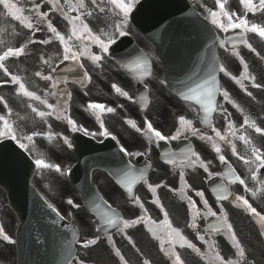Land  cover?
Wrapping results in <instances>:
<instances>
[{"label": "snow or ice", "instance_id": "1", "mask_svg": "<svg viewBox=\"0 0 264 264\" xmlns=\"http://www.w3.org/2000/svg\"><path fill=\"white\" fill-rule=\"evenodd\" d=\"M30 7L21 6L19 0H0V21H15L18 22L23 29L28 30L31 33L24 42L18 44V46H6L2 51H0V71H2L7 80L0 81V84H12L16 86L15 93L18 96L27 98L29 103L27 107L32 113H35L44 123H47L48 117H55L57 120H63L66 122L67 126L71 128L72 132L82 131L85 135L96 138L97 136H111L113 140L120 144L116 135H113L105 126V122L101 119V115L105 112L114 113L115 109L112 107H106L104 104L89 102L86 111H91L95 115L96 122L99 124V130L95 132H90L83 125H78L77 122L69 114L70 105L69 101L72 99V92L65 91L61 93L59 89L61 86H67L70 83L69 77L67 75H58L59 65L64 64L66 61L71 62V66L67 67L64 71L66 73H75L79 69V73L76 78L71 81L72 84H79L82 88L86 87L88 83L91 82L92 76L90 75L88 67L84 61L90 62L96 67H102V62L105 59L107 53H109L111 46L117 43L119 37H124L128 35L127 25L129 22L130 14L133 9L136 8L139 0H27ZM239 4L243 6V14H238L235 11H228L225 5L228 0H215V8L207 7L206 5H201L206 12L204 19L209 21L210 24L218 29L220 32H229L231 29H241V43L246 45L251 51L256 50L253 46L248 43V40L244 38L243 33L253 32L259 35V37L264 38V27L257 25L256 23H250L247 19L248 13L261 12L264 13V0H257L256 3L253 0H238ZM47 7V11L42 10ZM58 14L64 21L67 22L68 31L67 34L58 30L57 26L54 25L53 21L50 19V14ZM99 17L103 16L105 21V27L100 28L98 31H94L88 23L85 22L86 17ZM43 25L44 27H40ZM8 28L11 29L12 35L19 36L20 33L16 29L15 24L8 25L5 28H0V32H7ZM46 28L47 32L50 33L47 38L35 40L32 37L35 36L37 32H41ZM58 41L62 48L58 56V63L53 62L52 57L45 58L40 57L42 65L47 66L48 72L45 74L43 71H36L34 75L39 77L41 80L47 82V89L43 90V95L37 94L36 91L29 90L26 85L24 78L20 75L12 73L6 66V61L10 58H20L21 56L27 55L26 49L29 45L43 44L49 45L53 41ZM213 45L218 44L220 48L227 51L226 45L232 44V55L240 57L239 52L236 51L235 44L232 43L231 38L224 39L218 36L212 38ZM5 41L0 39V45H4ZM98 49V51H94ZM132 58L126 63L122 64L121 67L130 69L135 75L140 78L150 77L152 75V64L149 56L143 52L133 56V53H128ZM259 55V53H257ZM264 59V57H262ZM241 64L243 65V71L240 72L239 76L233 75L229 72L222 63H218L215 54L213 53L212 59L209 61H202L203 68L201 71L204 73L201 76L199 73H194L188 78L187 82H182L186 91H179L178 95L185 101H195L202 109L203 116L202 122L207 124L211 128L215 136L204 135L200 132L198 128L193 127V122L187 119L184 115H179L177 118L178 126L175 131L171 134L165 135L162 131L157 130L150 120L145 118L144 126L140 127L132 119H127L125 123L134 129L137 133L142 134L148 141V145L153 143H159L160 141H176L181 137L187 138V134L198 136L201 140L208 141L212 144L215 153L218 156L220 163L228 165V170L221 173L209 172V164L201 158L200 154L191 148L182 149L183 160L180 162L181 167L190 168H202L204 172L208 173L209 179L214 175H218L222 178V183L216 185L213 188V192L216 193V200L227 201L231 197L235 206L243 207V210L247 212L251 217H253L259 225L260 235L264 236V211H258L257 207H254L249 199L245 198L243 195H236L229 191L228 185L238 183L243 186V190L250 193L252 197H256L258 193H264V179L260 178V170L264 169V149L257 147L252 139L243 131L245 126L254 129L258 134L264 135V127L258 126L255 120L250 119L249 116L244 115L243 124L240 129H237L232 120L228 117L230 114L227 109L220 105L216 101L217 94L223 96V99L228 103L232 104L233 107L237 108L242 114L243 109L231 98L229 92L220 87V82L217 77V72L223 73L224 76L230 77L231 80L239 84L241 88L247 93L248 96H252V93L247 90L244 86L243 81H251L252 87L261 89L264 88V84L256 82V77L251 75L249 72L248 64L244 62L243 58L240 57ZM163 83V81H161ZM112 88L116 93L131 99L128 92L124 91L117 84H112ZM63 95L64 102H60V96ZM87 95V93H85ZM56 99V103H49V98ZM144 99V97H141ZM36 102V103H33ZM44 106L45 110H41L37 105ZM0 104L6 110L4 114H0V141H15L20 149L29 152L33 156V161L37 169L44 170H54L55 173L62 176L64 174V169L57 163L48 162L45 158V154L37 150L36 137H44L47 139L49 144H51L58 136L63 140V143L68 147L72 148V143L67 136L61 133L53 132L52 125H48V130L46 132L40 131H27L24 127L20 126L16 119H13V109L9 106L7 100L4 96H0ZM219 111L224 114V119L227 120V131L230 137H227L221 133L217 128L212 126L210 123V114ZM19 120H24L25 117L20 116L19 113L15 114ZM240 133L239 135L237 133ZM217 139L219 141H225L231 146V151L234 156H237L239 160L243 161L245 165L248 166V171L250 173V179L256 182L258 187L250 188L245 179L241 178L235 168L228 164L225 155L221 154V148L217 146ZM235 139L242 141L245 145L248 155H240L237 152L236 144L233 142ZM120 152L128 157H135L144 155L141 151H130L123 144H120ZM150 147L146 148L145 151H150ZM166 157L165 162L167 164L175 165L176 153L175 152H165L163 154ZM70 171V169H68ZM139 177L134 175L133 165L131 160L124 166L121 170L120 175L117 178V183L123 186L128 195L132 198L133 202L138 204L140 209V214L134 219H125L120 215L115 208H113L107 200L96 194V202H94V207L99 213V222L108 227L115 228L122 234L126 235V229L134 227L138 224H143L147 232L151 234V237L158 241L159 250L164 253L171 264H185L181 255L177 251L180 249H190L192 252L198 254L200 259L205 262V264H245L246 252L241 243L237 238L235 231L233 230V225L229 222L227 213L224 211L223 204L219 209L221 215L218 216L216 211H213L212 207L209 205L207 199L204 198L205 193L202 191H197L196 196L200 197V202L203 203L204 211L197 208V201H194L191 196L187 194L184 188L179 190L173 189V191H179L181 199H186L188 202L189 209H195V213L192 217L191 223L188 227L191 229H197V219H207L210 217H215L216 222L206 228L205 235L200 234L196 231L195 237L197 240L202 242L203 245L207 246L205 252H201V248L197 244L193 243L182 231L174 227L172 222L168 218V213L164 211L163 206L160 205L159 197L156 196L157 189L161 187L159 183L153 185L152 183L147 184L148 190L156 196L153 200V204L160 207L163 212V219L157 224L156 220H153L147 215V209L144 204L140 202V198L133 194V185ZM179 180L184 181V175L181 173L179 175ZM185 187H191L185 183ZM67 204L75 208H79L78 204H74L72 199L67 200ZM47 207L51 209L56 216L63 220L65 217L60 214L58 209L51 203L47 204ZM56 221H53L55 223ZM72 240L69 241V245L72 243H82V247L85 249L95 246L100 241V235L97 234L93 238L85 239L83 242L79 240V232L73 228ZM96 232L99 233L100 229L97 228ZM227 233L231 240V247L235 249L234 258H225L224 255L217 249L216 243L212 240V237ZM104 235L108 241H112V247L114 249V254L119 258L121 264H127L124 256L121 254L119 248L115 247V242L113 237L108 234L105 230ZM209 238L206 239L205 236ZM129 242L131 237H127ZM0 239L7 241L8 243H15L11 236L6 234L3 226H0ZM139 251V249H137ZM75 257L69 251L67 264H73ZM77 264H84V261L79 260ZM144 264H150V262L145 259Z\"/></svg>", "mask_w": 264, "mask_h": 264}, {"label": "flooded vegetation", "instance_id": "2", "mask_svg": "<svg viewBox=\"0 0 264 264\" xmlns=\"http://www.w3.org/2000/svg\"><path fill=\"white\" fill-rule=\"evenodd\" d=\"M261 75L264 77V69L261 68L260 70ZM261 84H264L262 82ZM260 92V95L256 96L260 101L264 99V88L258 89ZM261 111L258 113H253L256 115L255 118L261 117ZM260 127H264L262 123L258 122ZM207 135V134H204ZM180 139H188V140H201L198 136L191 135L190 133L187 134V138L181 137ZM173 141L172 147L175 148L177 146L178 141ZM218 140V139H217ZM205 141V140H202ZM219 141V140H218ZM208 142V141H207ZM225 143V141H219ZM141 143V139L137 134L133 136L132 141L128 144L129 147L136 146ZM209 143V142H208ZM197 153L200 154L201 158L207 163L208 159L210 157V150L201 143H198ZM151 150L146 151L147 157L151 159L152 162V169L149 175V178L147 180V183H152L153 185L159 183L161 185L160 188L157 189L156 196L159 198L162 197V195L166 197H171L172 195L180 196L179 191H173V189H181L184 188V190L187 192V194L190 196V194H196L197 191H202L205 193V182L209 179L208 173L204 172L202 168H190V167H181V164H176L172 167L164 165L159 160V153L157 151V148H154L150 146ZM209 172H210V164H209ZM184 175V181L179 180L180 174ZM185 183L187 185H190L191 187H185ZM240 193L245 192L242 187H240ZM139 195L144 198L145 200L148 199L151 201L150 210L156 212L159 216L158 219H153L157 221V224L163 219V212L160 210V207H154L152 204V200L156 198L147 188V184L145 183L141 190ZM205 197V196H204ZM200 198V197H199ZM162 205V204H160ZM164 209V208H163ZM127 213L129 215L132 214L131 209H127ZM132 233L130 228L126 229V238L131 237ZM128 242L129 239L127 238ZM130 244V242H129ZM144 253L148 256L151 263L154 264H162V260H157V252L159 251L156 247V240L152 239L149 241V243L145 244V247L143 249Z\"/></svg>", "mask_w": 264, "mask_h": 264}, {"label": "rangeland", "instance_id": "3", "mask_svg": "<svg viewBox=\"0 0 264 264\" xmlns=\"http://www.w3.org/2000/svg\"><path fill=\"white\" fill-rule=\"evenodd\" d=\"M200 7L198 8L201 12H202V6H201V4H199V3H197ZM68 199H72L73 201H74V204H75V197L73 196V194H70V196H68V194H66V197L64 198V199H61V200H55L58 204H60V202H62V203H64L66 206H70V205H68L67 204V200ZM234 252H235V250L233 249V250H230V252L226 255V257H228V256H233V258H234ZM225 257V258H226Z\"/></svg>", "mask_w": 264, "mask_h": 264}]
</instances>
